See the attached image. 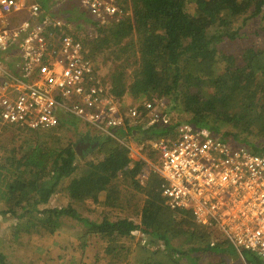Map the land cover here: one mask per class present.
Segmentation results:
<instances>
[{
  "label": "trees",
  "instance_id": "16d2710c",
  "mask_svg": "<svg viewBox=\"0 0 264 264\" xmlns=\"http://www.w3.org/2000/svg\"><path fill=\"white\" fill-rule=\"evenodd\" d=\"M37 2L48 9L49 0ZM118 4L129 15L108 24H101L90 13L84 22L81 15L79 25L89 27L83 38L81 34L87 57L105 80L99 58L109 52L110 60L117 65L110 82L106 81L114 99L131 105L154 98L164 100L170 124L148 129L129 127L114 131V136L93 130L95 136H86L92 137V145L85 153H92L96 159L89 161H82L78 153L83 138L77 144L61 146L58 135L65 129H73L80 136L82 122L76 118L67 117L51 129L17 125L3 128L2 214H10L18 221L16 239L32 233L53 236L62 226V219L70 217L87 227L86 235L107 240L112 260L124 264H201L203 254L231 256L230 248H235L215 228L203 227L191 213L173 211L165 204L164 180L148 163L157 161L158 154L144 142L173 136L179 125L190 123L208 129L227 143L264 154V149L247 136L223 131L224 127L249 123L248 127L260 126L256 136L264 138V47L249 46L235 56L221 49L224 35L215 31L241 17H263L264 0H118ZM225 35L229 39L237 36ZM221 60L225 64L220 71ZM132 64L135 68L128 82L127 68ZM128 96L134 101H129ZM179 115L187 117L179 120ZM137 134L138 142L145 144L146 156L136 161L123 139ZM16 140L22 142L18 147ZM10 147L13 148L7 150ZM125 187L131 192H124ZM59 191L64 192L69 203L64 207L49 206ZM101 193L106 195V206L121 209L132 203L130 198L143 195L135 214L139 222L127 217L115 221L105 218L97 223L81 217L73 208L87 200L97 202ZM135 232L146 236V243L131 249L130 254L128 249L121 257L118 241ZM182 237L187 238V245L174 246L173 241ZM159 244L163 250L155 249ZM241 256L247 264H264V259L253 253L245 251ZM0 264L13 263L0 252Z\"/></svg>",
  "mask_w": 264,
  "mask_h": 264
},
{
  "label": "built area",
  "instance_id": "2783aa9c",
  "mask_svg": "<svg viewBox=\"0 0 264 264\" xmlns=\"http://www.w3.org/2000/svg\"><path fill=\"white\" fill-rule=\"evenodd\" d=\"M67 1L49 0L46 10L37 0H0V131L11 125L51 129L67 117L110 136L129 127L168 126L166 101L114 99L82 38L49 11ZM80 1L101 24L129 15L118 0ZM144 143L158 154L159 165L148 163L164 180L171 210L191 213L237 251L264 258V154L190 123Z\"/></svg>",
  "mask_w": 264,
  "mask_h": 264
},
{
  "label": "rangeland",
  "instance_id": "374dc122",
  "mask_svg": "<svg viewBox=\"0 0 264 264\" xmlns=\"http://www.w3.org/2000/svg\"><path fill=\"white\" fill-rule=\"evenodd\" d=\"M49 11L52 15L64 18L72 30V32L83 38V34L88 31L89 27L84 29L82 24L79 25L81 15L84 22L86 17L91 16L89 9L84 6L80 0H69L60 6H56L54 9L49 6ZM88 15V16H87ZM71 20V21H68ZM230 25L215 28L217 34H223L224 39L220 43L221 49L228 53H232L237 56L245 48L249 46H255L256 48L264 47V16L256 19L248 20L246 17H241L237 20H232ZM217 29V30H216ZM213 32V31H212ZM225 33L229 35H237L234 39L226 37ZM100 66L102 67L101 73L105 78V81L110 82V76L117 66L113 60H110V53H103L99 58ZM225 61L220 62L219 70L224 68ZM135 66L132 64L127 68L128 82L132 81L131 74ZM129 101L133 102V98L128 96ZM178 115V114H177ZM176 118V114L174 115ZM186 115H179V120H185ZM249 124V123H248ZM248 124L242 125L241 127H224L223 131H232L235 133H241V136H247L248 140L255 143L260 148L264 149V138L256 136V132L260 130V126H249ZM87 126V125H86ZM81 123L80 136L74 134V130H64L58 136L62 140L61 146L64 147L67 144L73 142L77 144L80 139L85 138L87 135H94L92 129L86 127ZM160 126V125H159ZM92 131V132H91ZM43 134V133H39ZM25 136L27 134L25 133ZM95 136V135H94ZM8 136L7 138H10ZM138 134L136 136L128 137L125 143L131 146L134 151L130 154L132 160H138L144 158L145 151L142 150L140 143L138 142ZM17 147L22 143L17 141ZM13 147L8 148L11 150ZM142 148V149H141ZM83 147L79 146L78 153L83 157L81 160H94L96 156L92 153H85ZM2 152L0 146V160L2 159ZM152 162V161H151ZM82 164V162H80ZM154 165H159L158 160L153 162ZM82 170H79L81 174ZM66 185V183H65ZM124 192L127 194L131 192L126 187ZM106 195L101 193L97 202L93 200H87L82 203L74 204L73 208L77 210L81 217L89 219L97 223L102 222L105 218L111 221L132 217L133 220L139 222V219L135 217L139 206H141L143 195H138L136 198H130L132 203L126 204L124 208H111L105 205ZM53 199V200H52ZM49 206L51 207H64L69 203V198L64 192L59 191L54 197ZM3 202L0 200V252L4 253L9 262L13 264H124L121 261L112 260V254L107 251L108 241L101 239L100 236L88 234L87 227L81 222L74 220L70 217H64L62 220V226L55 232L53 236L50 235H38L28 234L21 235L18 239L15 238V226L18 223L16 218L10 214H2ZM146 236H143L141 232H135L130 238L122 239L118 241L117 246H121L119 254L121 257L125 256L129 249L135 248L138 245H144ZM174 246L178 247L181 244L187 245V238L174 240ZM163 243H161L162 245ZM155 245V249H162L163 247ZM182 246V245H181ZM231 249L230 255L215 256V254H203L201 255V264L210 262H219L221 264H247L245 259L241 256L237 250ZM263 258V257H261ZM264 259V258H263Z\"/></svg>",
  "mask_w": 264,
  "mask_h": 264
},
{
  "label": "flooded vegetation",
  "instance_id": "af4514ba",
  "mask_svg": "<svg viewBox=\"0 0 264 264\" xmlns=\"http://www.w3.org/2000/svg\"><path fill=\"white\" fill-rule=\"evenodd\" d=\"M91 138L92 137H85V138H83L82 139L83 141L79 144V146L83 147L84 150H86L88 147H90L92 145Z\"/></svg>",
  "mask_w": 264,
  "mask_h": 264
}]
</instances>
